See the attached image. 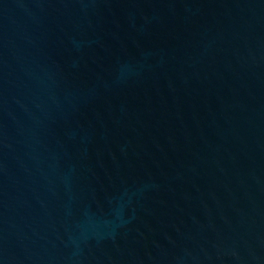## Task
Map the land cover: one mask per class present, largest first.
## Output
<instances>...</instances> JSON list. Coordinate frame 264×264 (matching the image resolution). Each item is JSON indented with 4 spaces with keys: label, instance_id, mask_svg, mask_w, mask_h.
Returning a JSON list of instances; mask_svg holds the SVG:
<instances>
[{
    "label": "water",
    "instance_id": "obj_1",
    "mask_svg": "<svg viewBox=\"0 0 264 264\" xmlns=\"http://www.w3.org/2000/svg\"><path fill=\"white\" fill-rule=\"evenodd\" d=\"M0 264H264V0H0Z\"/></svg>",
    "mask_w": 264,
    "mask_h": 264
}]
</instances>
